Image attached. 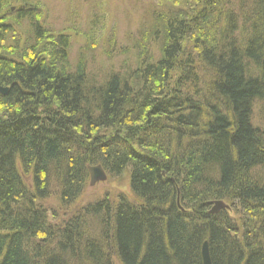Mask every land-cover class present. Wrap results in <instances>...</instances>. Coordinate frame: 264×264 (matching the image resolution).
Here are the masks:
<instances>
[{
  "label": "trees",
  "instance_id": "16d2710c",
  "mask_svg": "<svg viewBox=\"0 0 264 264\" xmlns=\"http://www.w3.org/2000/svg\"><path fill=\"white\" fill-rule=\"evenodd\" d=\"M43 12L0 0V264H264V0H153L104 74ZM89 166L132 198L53 224Z\"/></svg>",
  "mask_w": 264,
  "mask_h": 264
},
{
  "label": "rangeland",
  "instance_id": "374dc122",
  "mask_svg": "<svg viewBox=\"0 0 264 264\" xmlns=\"http://www.w3.org/2000/svg\"><path fill=\"white\" fill-rule=\"evenodd\" d=\"M43 4L45 19L48 27L53 32H61L64 29L70 31L72 36L70 60L76 64L78 56L85 54V58L89 64V73L99 72V68L103 74L110 69L117 70L120 65V58L108 60L103 54L111 50L112 42L115 43V52L123 49L131 48L133 34L137 33L140 24H136L133 16L142 14L141 12L148 8L153 0H38ZM101 3L104 10V25H100V34L97 39L88 42V35L93 38V24L90 23L91 14L96 13V5ZM90 16V17H88ZM87 51V52H86ZM108 64H112V68ZM106 65V66H105ZM90 182V181H89ZM88 182L87 188L83 195L79 198L70 211L62 209L53 199L44 204L49 210L50 219L53 224L63 225L65 220L70 217L82 215L83 210L88 205L98 202H111L116 204L120 195L132 198L129 174L126 173L120 178H111L104 183H100L94 187H90ZM57 191L53 192V196L57 195ZM54 215V216H53ZM94 219V216H90ZM95 221V220H94ZM96 229L92 226L91 234L94 235ZM91 235V236H92ZM93 237V236H92Z\"/></svg>",
  "mask_w": 264,
  "mask_h": 264
},
{
  "label": "water",
  "instance_id": "95a60500",
  "mask_svg": "<svg viewBox=\"0 0 264 264\" xmlns=\"http://www.w3.org/2000/svg\"><path fill=\"white\" fill-rule=\"evenodd\" d=\"M5 94L8 92V89H4ZM4 93V92H3ZM88 172L90 175V186L94 187L98 183H103L107 181V174L101 166H89ZM179 205V202H178ZM229 206L224 202H215L214 207L210 211V214H219L223 210H229ZM202 259L203 264H212L210 252L207 243L203 245L202 248Z\"/></svg>",
  "mask_w": 264,
  "mask_h": 264
},
{
  "label": "bare ground",
  "instance_id": "6f19581e",
  "mask_svg": "<svg viewBox=\"0 0 264 264\" xmlns=\"http://www.w3.org/2000/svg\"><path fill=\"white\" fill-rule=\"evenodd\" d=\"M42 19H43V22H44L43 24L47 25V21H46V19H45V14H44V12L42 13ZM255 111H256V114L260 113L258 110H255ZM215 202H220V201H215ZM215 202H213V204H212V206H211V208H210V210H209V212H208L209 215H216V214H210V211H211L212 208L214 207V203H215ZM221 202H222V201H221ZM205 243H207V242H205ZM205 243H204V244H205ZM204 244H203V245H204ZM207 245H208V244H207ZM202 248H203V247H202Z\"/></svg>",
  "mask_w": 264,
  "mask_h": 264
}]
</instances>
